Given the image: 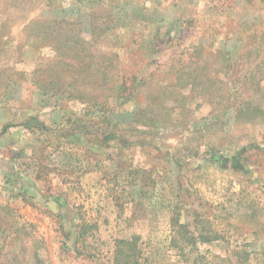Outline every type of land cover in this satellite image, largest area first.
I'll use <instances>...</instances> for the list:
<instances>
[{
  "label": "rangeland",
  "instance_id": "374dc122",
  "mask_svg": "<svg viewBox=\"0 0 264 264\" xmlns=\"http://www.w3.org/2000/svg\"><path fill=\"white\" fill-rule=\"evenodd\" d=\"M93 13L126 146L95 98L35 83L53 50L28 23ZM126 263L264 264V0H0V264Z\"/></svg>",
  "mask_w": 264,
  "mask_h": 264
},
{
  "label": "trees",
  "instance_id": "16d2710c",
  "mask_svg": "<svg viewBox=\"0 0 264 264\" xmlns=\"http://www.w3.org/2000/svg\"><path fill=\"white\" fill-rule=\"evenodd\" d=\"M88 23V29L82 27L81 22L69 19L46 18L28 23L26 28L30 33L43 35V41L53 50L52 56L46 59L45 67L34 71L35 76L38 77L35 79V83L39 90L58 100L87 102L88 95L95 98L96 100L92 103L93 108L98 112H103V114L97 113L101 120V123L98 122V127H96V130L98 129L97 138H102L103 142L116 139L120 146H126L129 142L123 136L104 131L102 122L107 119L108 108L101 105L97 101L99 99L95 97L96 93L108 87L110 79L116 73L115 52L99 50L96 46L104 38L109 26L107 22L98 23L96 13L90 15ZM156 42L158 43V41ZM155 52H158L157 45ZM208 74L205 71L203 75L194 78L190 73L186 75L195 80L191 82V85H197L195 90L204 94L209 93L211 89L206 85L211 81ZM92 121L76 124V128L74 126L72 129L86 135L89 125H96L92 124ZM74 124L75 122H73ZM22 126L28 131H44L45 129L44 125L34 118L29 119ZM218 239L216 234H212V238L208 236L205 241ZM120 243L133 248L135 259L132 260L136 262V254H138L136 238H133L131 242L120 241ZM129 258L126 256L125 261H128Z\"/></svg>",
  "mask_w": 264,
  "mask_h": 264
}]
</instances>
